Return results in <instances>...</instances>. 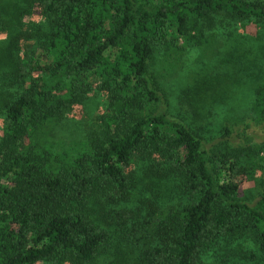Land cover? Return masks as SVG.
<instances>
[{"label":"trees","instance_id":"trees-1","mask_svg":"<svg viewBox=\"0 0 264 264\" xmlns=\"http://www.w3.org/2000/svg\"><path fill=\"white\" fill-rule=\"evenodd\" d=\"M223 15L264 38V0H0V264H264V135L208 137L162 88ZM250 86L242 132L264 123V72ZM91 92L93 126L58 148L55 124ZM251 169L253 202L238 195Z\"/></svg>","mask_w":264,"mask_h":264},{"label":"rangeland","instance_id":"rangeland-1","mask_svg":"<svg viewBox=\"0 0 264 264\" xmlns=\"http://www.w3.org/2000/svg\"><path fill=\"white\" fill-rule=\"evenodd\" d=\"M223 16L221 21L216 20L215 27L210 31L213 39L211 51H208L209 48L207 51H201L199 47L187 48L177 63L176 71L168 67L166 73L169 74L163 78L162 88L171 117L183 120L196 131L214 138L225 125L232 134H240L236 143L256 144L263 139L264 123L250 122L243 132L242 127L251 117L248 110L252 97L251 76L253 80L254 73L264 72V56L256 58L254 55V47L258 49L264 38L261 35L260 40L255 39L253 24L235 23ZM38 18L35 14H25L21 16L20 23L25 29ZM0 37V40L4 39L7 34H0ZM194 78L204 81L202 89H206L207 95L199 98L195 93L186 92V86L194 83ZM102 105L103 97L99 93L86 94L81 104L74 105L55 124L51 141L58 148H66L81 140L88 128L93 126ZM261 176L259 170L251 169L246 177H241L238 195L253 202ZM126 245H123L124 249ZM226 254L208 253L201 264H224L230 258L229 255L225 257Z\"/></svg>","mask_w":264,"mask_h":264}]
</instances>
